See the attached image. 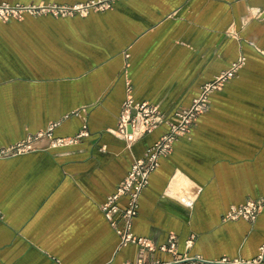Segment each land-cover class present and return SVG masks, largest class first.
<instances>
[{
    "label": "crops",
    "instance_id": "crops-1",
    "mask_svg": "<svg viewBox=\"0 0 264 264\" xmlns=\"http://www.w3.org/2000/svg\"><path fill=\"white\" fill-rule=\"evenodd\" d=\"M239 55L245 63L211 94L208 110L160 158L140 194L132 231L154 248L119 245L101 204L168 129L162 123L132 143L113 134L123 100L130 92L174 120ZM56 120L54 137L74 135L83 123L90 135L64 145L42 137L27 152L0 157V264L258 253L264 202L254 220L223 215L264 198V0H112L84 15L0 20V146ZM170 234L175 253L158 248Z\"/></svg>",
    "mask_w": 264,
    "mask_h": 264
},
{
    "label": "built area",
    "instance_id": "built-area-1",
    "mask_svg": "<svg viewBox=\"0 0 264 264\" xmlns=\"http://www.w3.org/2000/svg\"><path fill=\"white\" fill-rule=\"evenodd\" d=\"M112 0H89L73 4L59 3H8L0 2V20L10 21L22 19L24 15L33 16L49 14L52 16L84 15L90 10H103L110 6ZM245 63V56L239 55L230 65L214 75L210 80L201 84L199 93L194 96L188 106L177 109L174 120L166 118L158 104L149 101H136L130 92L121 104L116 126L109 129L113 134L132 143L145 133L151 132L162 123L168 129L149 146L141 157L135 158L126 175L119 181L115 190L107 195L101 208L119 235V245L135 243L141 250L153 249L154 244L144 236L133 233V218L138 212L139 198L142 190L148 184L149 176L160 163V158L172 150L174 142L181 135H185L195 125L198 117L208 110L211 94L223 87L224 83L236 75L239 68ZM58 121H51L45 129L28 134L24 139L0 146V157L24 153L33 148L36 139L46 137L52 145L74 143L82 137L90 135L86 123H83L78 132L71 136L54 137L53 128ZM125 197V205L119 204V199ZM264 198H249L244 202L232 204L223 215L224 219L243 217L254 220L263 206ZM191 244V237L186 240V246ZM175 235L170 234L167 242L160 244L159 249L175 253ZM264 262V243L259 247L258 253L249 259L229 257L223 255L215 259H205L197 255L183 254L172 261L162 262L154 260L135 264H261Z\"/></svg>",
    "mask_w": 264,
    "mask_h": 264
}]
</instances>
